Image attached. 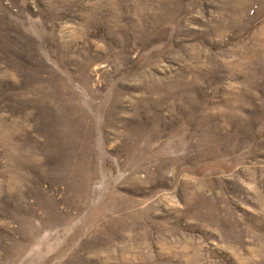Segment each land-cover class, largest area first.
I'll use <instances>...</instances> for the list:
<instances>
[{
  "label": "rangeland",
  "instance_id": "obj_1",
  "mask_svg": "<svg viewBox=\"0 0 264 264\" xmlns=\"http://www.w3.org/2000/svg\"><path fill=\"white\" fill-rule=\"evenodd\" d=\"M0 264H264V0H0Z\"/></svg>",
  "mask_w": 264,
  "mask_h": 264
},
{
  "label": "bare ground",
  "instance_id": "obj_2",
  "mask_svg": "<svg viewBox=\"0 0 264 264\" xmlns=\"http://www.w3.org/2000/svg\"><path fill=\"white\" fill-rule=\"evenodd\" d=\"M142 134V133H141ZM150 134V133H149ZM159 134V133H158ZM150 137V136H149ZM207 139V138H206ZM149 140V139H148ZM152 141V140H151ZM153 142V141H152ZM122 145V144H121ZM127 146V145H126ZM124 149V148H123ZM125 151V150H124ZM131 152V151H130ZM126 155V154H125ZM128 157V156H127ZM133 167V166H132ZM89 169H91V168H89ZM141 169V168H140ZM139 169V170H140ZM144 171V170H143ZM88 174V173H87ZM149 175V174H148ZM89 176V175H88ZM130 177V176H129ZM125 178H127V177H125ZM83 179V178H82ZM86 179H87V177H86ZM89 179V178H88ZM128 181V180H127ZM84 182H85V180H84ZM75 183V182H74Z\"/></svg>",
  "mask_w": 264,
  "mask_h": 264
}]
</instances>
